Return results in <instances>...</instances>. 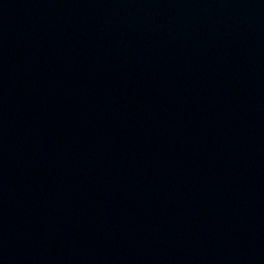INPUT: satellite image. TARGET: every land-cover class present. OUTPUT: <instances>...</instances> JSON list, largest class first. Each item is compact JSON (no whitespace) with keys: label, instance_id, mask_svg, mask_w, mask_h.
Returning a JSON list of instances; mask_svg holds the SVG:
<instances>
[{"label":"water","instance_id":"95a60500","mask_svg":"<svg viewBox=\"0 0 264 264\" xmlns=\"http://www.w3.org/2000/svg\"><path fill=\"white\" fill-rule=\"evenodd\" d=\"M0 264H264V0H0Z\"/></svg>","mask_w":264,"mask_h":264}]
</instances>
